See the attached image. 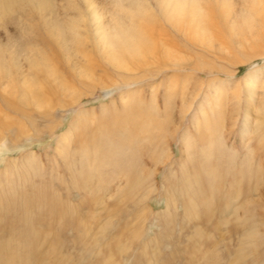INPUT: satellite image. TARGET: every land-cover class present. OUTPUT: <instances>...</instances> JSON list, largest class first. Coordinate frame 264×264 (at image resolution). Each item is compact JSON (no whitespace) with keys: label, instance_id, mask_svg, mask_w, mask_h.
<instances>
[{"label":"rangeland","instance_id":"rangeland-1","mask_svg":"<svg viewBox=\"0 0 264 264\" xmlns=\"http://www.w3.org/2000/svg\"><path fill=\"white\" fill-rule=\"evenodd\" d=\"M93 1L105 27L128 28L141 48L157 50V60L132 64L134 73L110 67L97 50L83 0H0V229L8 241L0 264H188L183 258H192L191 264H264V123L256 125L264 107V26L252 34L239 29L257 0H198L205 30L200 38L189 33L187 20L169 23L156 0ZM166 47L176 61H163ZM29 58L53 67L57 83L73 90L75 99L61 95L49 119L32 106L22 107L31 111L27 120L6 108L21 96L23 77L52 85L43 69H29ZM256 71L250 136L241 128L245 80ZM110 81L117 82L104 95L101 86ZM184 85L193 106L179 124ZM121 94L129 95L126 104ZM165 101L174 106L173 121L161 116ZM153 104L164 121L161 130L140 114ZM133 116L144 132L131 126ZM13 118L25 126L17 139L9 133L19 128L4 126ZM124 130H132L133 141L125 138L131 144L119 141ZM80 133L89 141L95 137L98 149L85 151ZM184 147L190 149L185 154ZM196 169L211 174V180L201 176L198 219L186 214L180 197ZM196 228L201 237L189 256L176 255Z\"/></svg>","mask_w":264,"mask_h":264},{"label":"bare ground","instance_id":"bare-ground-1","mask_svg":"<svg viewBox=\"0 0 264 264\" xmlns=\"http://www.w3.org/2000/svg\"><path fill=\"white\" fill-rule=\"evenodd\" d=\"M161 8V11L162 13L167 17V20L169 21V23H172V24H177V25H180L182 22L184 23L185 20L188 21V26H190L189 28V33H191V35L193 37H198L199 38L201 36H203V32L205 31L203 28L201 27L202 25V18H203V12H202V7H200L201 5L199 4V1L198 0H156ZM256 1V0H255ZM83 3L85 4V6L87 7V10H88V13H89V17L91 19V23H92V26H93V29H94V33H95V36H96V44H97V50L99 51L101 57L104 59V61H106L108 64H110L111 66L110 67H114L118 70H121L123 71V73L125 72H130V73H134L135 72V68L134 67H137V66H132V64L135 63V65H146L148 64V60L149 59H152L153 61L154 60H157L156 59V53H157V50L156 49H143L141 48V45L137 44L136 43V37H134L132 34L129 33V30L128 28H125L123 29L122 26H120L119 24H113L112 25V29H111V26H104L103 25V22H102V17L100 15H98V12H97V5L95 4V2L93 0H83ZM210 3V2H209ZM142 4V3H141ZM254 5V4H252ZM142 6V5H141ZM225 6V5H224ZM40 7V6H38ZM37 7V8H38ZM42 7V6H41ZM144 7V6H143ZM39 9H42V8H39ZM44 9V8H43ZM42 9V10H43ZM149 9V8H148ZM204 9V8H203ZM49 10V9H48ZM41 11V10H40ZM45 11V9H44ZM150 12L152 10H149ZM254 11V12H253ZM253 11L251 13V15H249L247 18L243 19V21L241 22V28L239 29H242L243 31L245 32H249V33H257L259 32L262 27L264 26V5H262V2L261 0H257L255 6L253 7ZM46 12V11H45ZM44 12V13H45ZM130 12V11H129ZM141 12V11H139ZM154 12V11H152ZM41 13V12H39ZM43 13V12H42ZM248 14V13H247ZM45 16V15H44ZM149 16V15H148ZM147 16V17H148ZM207 16V15H206ZM227 16V15H226ZM225 16V17H226ZM246 16V15H245ZM127 17V16H126ZM139 17V16H138ZM162 17V15H161ZM244 17V16H243ZM128 18V17H127ZM144 18V17H143ZM150 18H154V17H150ZM140 19V18H139ZM142 20V18L140 19V21ZM166 20V19H164ZM142 22V21H141ZM167 22V21H166ZM155 23H158V22H155ZM237 23V22H236ZM142 24V23H141ZM147 24V23H146ZM150 24V23H149ZM148 24V25H149ZM234 24V23H233ZM148 25L146 27H148ZM168 25V24H167ZM183 25V24H182ZM125 26V25H124ZM141 26V25H140ZM173 26V25H172ZM171 26V27H172ZM129 27V26H127ZM149 27L151 28V26L149 25ZM183 27V26H182ZM187 27V26H186ZM144 28V27H143ZM184 28V27H183ZM139 29V28H138ZM149 29V28H148ZM131 30V29H130ZM146 30V29H145ZM179 30V29H177ZM176 30V31H177ZM109 31H111L112 33H108ZM147 31V30H146ZM150 31V30H149ZM59 32V31H58ZM187 32V31H186ZM208 32V31H207ZM138 33V32H137ZM183 33V32H181ZM187 33V36L188 34ZM142 34V33H141ZM143 35V34H142ZM150 35V34H148ZM186 33L184 34V37H185ZM146 36V35H144ZM138 37V36H137ZM150 37V36H149ZM190 37V36H189ZM141 38V37H140ZM143 38V37H142ZM147 38V37H146ZM157 38V37H156ZM187 38V37H185ZM191 38V37H190ZM198 38V39H199ZM58 39V38H57ZM155 39V38H154ZM189 39V38H188ZM193 39V38H192ZM203 39V38H201ZM259 39V38H258ZM153 40V39H152ZM159 40V39H158ZM162 40V39H161ZM190 40V39H189ZM206 40V39H205ZM262 40V39H261ZM160 41V40H159ZM165 41V40H164ZM188 41V40H187ZM193 41V40H191ZM196 41L198 42V40L196 39ZM204 41V40H203ZM212 41V40H211ZM154 42V41H152ZM156 42V41H155ZM161 42V41H160ZM202 43V42H201ZM158 44V43H157ZM206 44V43H204ZM155 45V44H154ZM163 45V44H161ZM229 49V48H228ZM163 61L164 62H173V61H176L177 58H174V55L172 53V50L169 48V47H166L165 49H163ZM233 51V50H232ZM257 52V51H256ZM263 52V51H262ZM126 53H130L128 55L129 59H125V57H123V55H125ZM175 53V52H174ZM261 53V52H260ZM262 54V53H261ZM32 55V54H31ZM252 55V54H251ZM250 55V56H251ZM177 56V55H176ZM249 56V57H250ZM100 57V58H101ZM257 57V55L255 56ZM12 59V58H11ZM16 59V58H15ZM250 60V59H249ZM101 62V61H100ZM27 65L29 66V69L31 70H36V69H43L44 70V74H46V77H49V78H52L51 79V84L52 85H49L47 87H43L41 84H37L35 81H32V77L31 78H25L23 77V79L21 80V89L23 88V91H22V94L21 96H17L15 98L16 101H14L13 103H8L7 105V109L9 110H13L15 112V114H20L21 117L23 116L26 120L27 118L30 116V112L28 113L26 111V107L29 108L30 106L34 107L35 109H37V111H41V116L43 119H49L50 118V115H51V112H53V109L54 107L56 106V104L58 105V100H60V96L61 95H65L67 93V96H69V98H71V101L74 98V94H73V90L71 89H68L66 87H63V86H60V83H57V81L54 79V73L55 72L53 69V67H49L48 64H46L44 61L42 60H38L37 59H32V58H29L27 60ZM263 68V67H261ZM22 69V68H21ZM264 69V68H263ZM260 70V69H259ZM2 71V70H1ZM118 72V71H117ZM121 73V74H123ZM251 74H248V76H246V80H245V85H246V88H247V93H249V95L247 96V100H246V108H245V114H244V123L242 125V132H244L245 134L248 133L250 136H252V131H251V126L249 127V120L251 119L252 115H254V109H253V104H252V90L255 86V83H256V74L260 73L259 71H256V72H250ZM56 75V74H55ZM85 75V74H84ZM89 75V74H88ZM131 76H133V74H131ZM142 76V75H140ZM264 76V75H263ZM8 77V76H7ZM57 77V75H56ZM81 77V76H80ZM89 77V76H87ZM122 77V76H121ZM171 77V76H170ZM58 78V77H57ZM83 78V77H82ZM124 78V77H123ZM185 78V77H184ZM8 80L10 79L7 78ZM122 79V78H121ZM134 77H129L126 76V80H133L134 81ZM260 79V78H259ZM92 80V79H91ZM125 80V82H126ZM7 81V80H6ZM96 81V80H95ZM121 81V80H120ZM138 81V80H137ZM167 81V80H166ZM171 81V80H170ZM184 81V79H183ZM88 82V80H87ZM100 82V81H99ZM103 82V81H102ZM117 82V81H116ZM115 81H110L111 84H108V85H102L101 86V89L103 91V94H111V92L113 91V88L112 85L114 83H116ZM130 82V81H129ZM132 82V81H131ZM90 83V82H88ZM175 83V82H174ZM13 84V83H12ZM91 84V83H90ZM93 84V82H92ZM96 84V83H95ZM171 84H173L171 82ZM98 85V84H96ZM101 85V84H100ZM176 85V84H175ZM198 86L196 87L195 90H199V88L201 87V83L197 84ZM3 86V85H2ZM89 86V85H88ZM215 86V85H214ZM4 87V86H3ZM7 87V86H6ZM176 87V86H174ZM19 88V87H18ZM64 88V89H63ZM61 89V90H60ZM187 85H184L182 86V91L180 95H178V97L180 98V103H181V110H180V117H179V124L183 122V120L185 119V116L187 115L188 111L190 110L191 108V105H192V99H190L188 91H187ZM210 89V88H209ZM167 90V89H166ZM172 90V89H171ZM174 90V89H173ZM189 90V89H188ZM197 90V91H198ZM214 90V89H213ZM5 91V90H4ZM215 91V90H214ZM217 91V90H216ZM236 91V90H235ZM172 92V91H171ZM191 92V91H190ZM189 92V93H190ZM211 92V91H210ZM220 92V91H219ZM223 92V91H222ZM8 93V92H7ZM196 94V93H195ZM10 95V94H9ZM13 95H17V94H13ZM135 95V94H134ZM171 97H170V96ZM176 95V94H175ZM128 94H121L120 95V98H121V102L126 104V101L128 99ZM216 96V95H215ZM220 96V95H219ZM237 96V95H236ZM10 97V96H9ZM263 97H264V94H263ZM11 98H12V95H11ZM73 98V99H72ZM152 98V97H151ZM154 98V97H153ZM164 98V96H163ZM170 98H172L171 100L173 101V97H172V94H168L167 95V100H169ZM177 98V97H176ZM196 98V97H195ZM238 98V97H237ZM10 101V99H8ZM78 100V99H77ZM75 100V101H77ZM216 100V99H215ZM219 100V97L217 99V101ZM13 101V98L11 99L10 102ZM6 102V101H5ZM170 102V101H169ZM114 103V102H113ZM134 103H137L134 101ZM168 101H165V104L163 106V114L161 115L162 117H165L163 120L166 121L165 119L169 116L171 117V121L172 120V113L174 111V106L173 105H168L167 104ZM122 104V105H124ZM150 104V103H149ZM223 104V103H222ZM220 104V105H222ZM114 105V104H113ZM147 105V104H146ZM219 105V101H218V104ZM127 106V105H126ZM148 106V105H147ZM193 106V105H192ZM201 106V105H200ZM22 107H25V108H22ZM149 107V106H148ZM215 107V105H214ZM221 108V107H220ZM223 108V107H222ZM132 109V108H131ZM149 112H146L145 111H141L140 114L141 116H145L144 119V123L147 122L149 120V122L151 121L152 123L154 122L155 125L161 130L165 125H164V121L158 119L160 116V114L156 111V105L153 104V106L151 108H149ZM205 109L202 107V110ZM32 110V109H31ZM102 110V109H101ZM134 110V109H133ZM139 110V109H138ZM220 110H223V109H220ZM130 111V110H129ZM135 111V110H134ZM35 112V110H34ZM33 112V113H34ZM168 112V113H167ZM201 112V110H200ZM205 111H203L204 113ZM217 112H220V111H217ZM244 112V111H242ZM13 113V112H12ZM28 113V115H27ZM37 113V112H35ZM127 113V112H126ZM135 113V112H134ZM133 113V114H134ZM139 113V112H138ZM195 113V112H194ZM222 113V111H221ZM259 115L257 116V118H259L256 122V125H260V123H264V107L263 108H260L259 109ZM125 114V113H124ZM137 114V113H136ZM171 114V115H170ZM122 115V114H121ZM128 115V113H127ZM197 115V114H196ZM205 115V113H204ZM242 115V114H241ZM27 118H26V117ZM199 116V115H198ZM32 117V116H31ZM36 117V116H35ZM194 117V116H193ZM218 117V116H217ZM41 118V117H40ZM41 118V119H42ZM129 118V117H128ZM136 118L135 116H133V119H130L133 120L131 121V126H133L135 129L137 130H141L142 132H144L145 128H141L142 127V124H138V122L135 121ZM138 118V117H137ZM148 118V119H147ZM208 118V117H207ZM256 118V117H255ZM36 119V118H35ZM86 119V118H85ZM89 119V118H88ZM117 119V118H116ZM147 119V120H146ZM194 118H192L193 120ZM203 119V118H202ZM205 119H206V116H205ZM220 119V118H219ZM29 120V119H28ZM197 120V119H196ZM195 120V121H196ZM8 121V120H6ZM25 121V120H24ZM30 121V120H29ZM123 121V120H122ZM138 121V120H137ZM200 121V119H199ZM126 122V121H125ZM211 122V121H210ZM217 122V121H216ZM223 122V121H222ZM6 124H4V126L8 129L10 127H13V126H16L17 128H19L18 130V133L16 134L15 132H12L9 133L11 136H13V139H17L19 138V136H22V134H24L25 132V129H24V125H20V122H18V120L14 119L13 120H9L8 122H5ZM114 123V122H113ZM166 123V122H165ZM198 123H201L198 122ZM215 123V122H214ZM21 124H24V123H21ZM126 124V123H125ZM221 124V123H219ZM117 125V123H116ZM114 125V126H116ZM127 125V124H126ZM151 125V124H150ZM201 126V124H199ZM198 125V126H199ZM204 125V124H203ZM207 125V124H206ZM214 125V124H213ZM113 126V124H112ZM199 126V127H200ZM211 126V125H210ZM119 127V126H118ZM145 127V126H144ZM150 127V126H149ZM208 127V126H207ZM221 127V126H219ZM259 127V126H258ZM111 128V127H110ZM223 128V127H222ZM257 128V127H256ZM125 129V128H124ZM144 129V130H143ZM149 129V128H148ZM156 129V128H155ZM203 130L204 127H202ZM259 129V128H257ZM17 131V130H16ZM104 131V130H103ZM118 131H120L118 129ZM132 131V130H131ZM131 131H127V130H124L123 133H121V136L119 137V141L122 140L121 142L124 143L127 139V141H133L134 139V136H133V133ZM140 131V132H141ZM147 131V130H146ZM158 131V130H157ZM261 131V130H260ZM110 132L109 134H115V130L114 129H110ZM121 132V131H120ZM119 132V133H120ZM138 132V131H137ZM8 133V131H7ZM82 133V132H81ZM80 133V140L82 142V146L84 147V150H91V151H94V149H98L99 147V144L96 140L95 137H93V139H91V141H89L88 139H85V137ZM99 133V132H98ZM7 134V135H9ZM103 134V133H102ZM260 134V133H259ZM137 135V134H136ZM142 135V134H141ZM213 135V134H212ZM221 135V134H220ZM242 135V134H241ZM258 135V134H257ZM246 136V135H245ZM245 136H241L242 139L245 137ZM4 137V136H3ZM127 137V138H126ZM136 137V136H135ZM139 137V136H138ZM207 137V136H206ZM214 137V136H213ZM102 138V137H101ZM107 138V137H106ZM126 138V139H125ZM257 138V137H256ZM259 139V138H257ZM246 140V139H245ZM252 140V139H251ZM127 141L125 143H127ZM190 141V140H189ZM207 141V140H206ZM209 141V139H208ZM243 141V140H242ZM77 143V142H76ZM101 143V142H100ZM121 143V144H122ZM184 143V142H183ZM204 143V142H203ZM210 143V141H209ZM116 144V143H114ZM127 144H131V143H127ZM214 144V143H213ZM212 144V145H213ZM245 144V143H244ZM101 146V145H100ZM120 146H123V145H120ZM183 146V145H182ZM206 146V145H205ZM119 147V146H118ZM129 147V146H128ZM196 147V146H195ZM101 148V147H100ZM186 148H188V146H186ZM80 149V147H79ZM82 149V148H81ZM80 149V150H81ZM114 149V148H113ZM120 149V148H119ZM207 149V148H206ZM204 149V151L206 150ZM213 149V148H212ZM190 149H185L184 147V154L186 153V151H189ZM100 151V150H99ZM190 153V152H189ZM95 154V153H94ZM98 155V154H97ZM183 155V153H182ZM189 155V154H188ZM65 156V154H64ZM191 156V154H190ZM92 159V158H91ZM75 162V161H74ZM189 163V162H188ZM248 164V163H247ZM246 166V165H245ZM91 167V166H89ZM83 168V167H82ZM238 171V170H237ZM241 171V170H240ZM245 171V170H243ZM249 171V170H248ZM82 172V171H81ZM83 174V173H82ZM86 174V173H85ZM250 174V173H248ZM79 175V174H78ZM81 175V174H80ZM206 176L207 180H211L210 177H211V174L209 171H204V173L199 170V169H196V171L194 173H192V175L190 174L189 177L191 178V180H189L187 178V180H185V187H184V190L182 191V195H180L181 197V200L185 201L182 202L186 208V214H193V216L198 219V217L196 216V212H197V205H198V201L202 200L200 197L203 195V186H202V178L201 176ZM83 178V176L81 177ZM239 178V177H238ZM77 179V178H76ZM90 180V179H89ZM240 180V179H239ZM83 181V180H82ZM78 182V181H77ZM82 184V183H81ZM189 184H191V186H188ZM84 185V184H83ZM182 185V184H181ZM85 187V186H84ZM171 187V186H170ZM186 187H188L189 189H186ZM203 187V188H202ZM169 188V187H168ZM181 188V187H180ZM179 190V189H178ZM191 191L190 192H188ZM205 192V191H204ZM178 193V192H177ZM208 193V192H207ZM94 195V194H93ZM204 195H206L204 193ZM95 197V196H94ZM93 197V199H94ZM203 197V196H202ZM206 197V196H205ZM96 198V197H95ZM208 198V196H207ZM175 199V198H174ZM28 200V199H27ZM206 200V198H205ZM208 201V200H207ZM171 202V201H170ZM170 202L167 203V211H168V208H169V204H171ZM204 203V202H203ZM25 208H24V211L25 213H29V209L26 208V206H30L29 203H25ZM28 204V205H27ZM227 205V204H226ZM230 205V204H229ZM173 206V205H172ZM171 207V206H170ZM230 207V206H228ZM31 209V208H30ZM227 209V208H226ZM199 212V211H198ZM228 212V211H227ZM24 213V214H25ZM189 216V215H188ZM191 216V215H190ZM199 216V215H198ZM172 217V216H171ZM76 218V217H75ZM192 218V217H191ZM76 220V219H75ZM188 220H190L188 218ZM253 220V219H252ZM191 221V220H190ZM189 221V222H190ZM77 222V221H76ZM191 223V222H190ZM68 224V223H67ZM82 225H84L85 223H81ZM193 225H195L193 222H192ZM28 226V225H27ZM79 227L81 228L82 226L78 225L77 229L79 230ZM197 227V225H196ZM247 227V226H246ZM250 227V226H249ZM248 229V227H247ZM244 234H251L250 232L251 231H246L244 230ZM44 232V231H43ZM3 233H4V229L1 230L0 229V253L6 249L8 247V244L7 242L8 241H4V239L2 238L3 236ZM42 234V233H41ZM33 235V234H32ZM30 236V235H29ZM201 235H200V232H199V229L196 228L195 231H194V235L192 236V238L189 239V243L184 246L183 248H178V251L175 252L177 253L176 255L180 256L181 258L183 254H185L187 252V250L190 249L191 245H195V239L197 238H200ZM28 238V237H27ZM30 239V237H29ZM33 240V239H32ZM12 245V244H11ZM29 246V245H27ZM32 246V245H31ZM33 248H35L34 246H32ZM30 247V248H32ZM148 247V246H146ZM145 247V248H146ZM158 247V246H157ZM199 247V246H198ZM197 247V248H198ZM196 248V251L198 250ZM23 249V248H22ZM204 249V248H202ZM24 250V249H23ZM31 250V249H30ZM34 250V249H33ZM146 251V249H144ZM156 250V247L153 248L152 251ZM195 250V249H193ZM202 251V250H200ZM205 251V250H204ZM4 252V251H3ZM28 252V251H27ZM33 252V251H32ZM38 254H40V252H37ZM35 253V254H37ZM143 253V251H142ZM33 254V253H31ZM30 254V255H31ZM44 254V253H43ZM187 254V257L189 256V252L186 253ZM202 254V253H201ZM34 255V254H33ZM205 254H203L204 256ZM1 256V255H0ZM36 256V255H35ZM172 256V255H171ZM192 256V255H191ZM33 257V256H30V258ZM42 257V256H41ZM23 258V257H22ZM35 258V257H33ZM198 258V256H197ZM38 259V258H37ZM173 259V258H172ZM171 259V260H172ZM184 261H188V264H191L192 261V258H190V260L188 259H185L183 258ZM204 259V258H203ZM236 260V259H235ZM23 261V259H22ZM36 262V260H34ZM33 261V262H34ZM196 261H198L196 259ZM24 262V261H23ZM31 262V261H30ZM40 262V261H39ZM195 262V261H194ZM209 262V261H208ZM208 262H205L206 264ZM204 263V264H205ZM33 264V263H32ZM194 264V263H193Z\"/></svg>","mask_w":264,"mask_h":264}]
</instances>
